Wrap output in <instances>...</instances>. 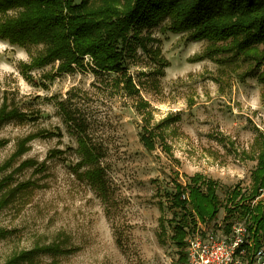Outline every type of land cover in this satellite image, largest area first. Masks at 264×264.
I'll return each instance as SVG.
<instances>
[{"label": "rangeland", "instance_id": "obj_1", "mask_svg": "<svg viewBox=\"0 0 264 264\" xmlns=\"http://www.w3.org/2000/svg\"><path fill=\"white\" fill-rule=\"evenodd\" d=\"M130 37L134 49L125 67L150 105L152 126L170 119L154 152L140 141L138 97L116 87V74L97 72L88 57L68 73H57L59 62L24 73L20 65L31 64L43 45L25 49L0 39V108L6 101L26 116L0 128L6 141L0 168L26 137L57 135L29 142L28 151L0 174V183L11 178L10 188L37 186L0 212V230L11 232L0 240V264L63 239L75 252L58 258L59 264H180L170 230L176 181L188 184L195 174L211 178L223 202L236 187L250 189L255 140L264 133V85L258 81L264 64L249 75L241 59L192 62L208 43L160 27L143 29L140 41ZM157 48L169 62L163 73L153 55ZM80 138L97 153V162L82 164ZM26 161L46 170L19 168ZM88 169L100 170L99 182L85 176ZM224 219L221 211L217 221L199 223L189 237L217 231ZM41 260L50 264L53 258Z\"/></svg>", "mask_w": 264, "mask_h": 264}, {"label": "trees", "instance_id": "obj_2", "mask_svg": "<svg viewBox=\"0 0 264 264\" xmlns=\"http://www.w3.org/2000/svg\"><path fill=\"white\" fill-rule=\"evenodd\" d=\"M146 27L187 34L191 42L206 41L204 53L194 56L192 62L209 59L223 65L241 59L247 64L249 75L264 64V0H81L79 4L75 0H0V39L25 49L43 45V51L31 64L20 65L24 73L55 62H59L58 74L68 73L74 66L82 67L88 57L97 72L116 74V87L129 97H138L135 109L144 124L140 141L148 152H154L157 139L170 119L152 126L150 105L141 97L125 67L126 54L134 49L130 35L133 33L134 40L140 41ZM153 53L163 73L169 62L160 57V49ZM258 81L264 85V72L258 75ZM25 118L16 108L9 109L6 101L2 104L0 128L12 120ZM55 136L44 131L23 139L18 150L0 168V174L28 151L29 142ZM5 145L6 141L0 140V149ZM255 145L257 165L251 174L250 189L236 187L225 202L218 195L219 183L202 174L190 177L185 185L176 181L170 230L180 264H187V240L196 233L198 224L214 223L221 211L225 213V225L221 226L225 232L229 233L233 225L243 224L255 247L264 246V201L258 200L264 194V133L257 136ZM79 149L83 165L98 161L97 153L84 138L79 139ZM163 151L172 155L168 145H163ZM35 167L46 170L35 161H26L19 168ZM85 176L97 182L101 179L99 169H88ZM176 176L179 178V173ZM10 179L7 177L0 183V212L37 188L33 182L10 188ZM160 226L161 234H165L164 222ZM9 235L10 231L0 230V240ZM66 244L63 239L37 246L14 254L6 264H43L44 256L53 258L50 264H59L58 258L75 252Z\"/></svg>", "mask_w": 264, "mask_h": 264}, {"label": "built area", "instance_id": "obj_3", "mask_svg": "<svg viewBox=\"0 0 264 264\" xmlns=\"http://www.w3.org/2000/svg\"><path fill=\"white\" fill-rule=\"evenodd\" d=\"M186 253L187 264H264V246L255 247L243 224L189 237Z\"/></svg>", "mask_w": 264, "mask_h": 264}]
</instances>
